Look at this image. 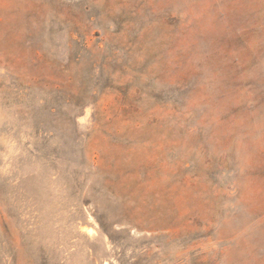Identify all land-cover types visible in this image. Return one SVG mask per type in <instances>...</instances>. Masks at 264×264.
Here are the masks:
<instances>
[{
	"label": "rangeland",
	"instance_id": "obj_1",
	"mask_svg": "<svg viewBox=\"0 0 264 264\" xmlns=\"http://www.w3.org/2000/svg\"><path fill=\"white\" fill-rule=\"evenodd\" d=\"M0 264H264V0H0Z\"/></svg>",
	"mask_w": 264,
	"mask_h": 264
}]
</instances>
